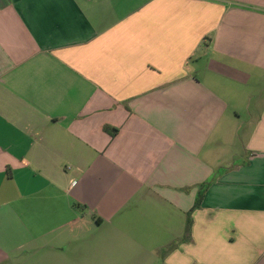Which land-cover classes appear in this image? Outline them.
I'll list each match as a JSON object with an SVG mask.
<instances>
[{"label": "crops", "instance_id": "0c3cea01", "mask_svg": "<svg viewBox=\"0 0 264 264\" xmlns=\"http://www.w3.org/2000/svg\"><path fill=\"white\" fill-rule=\"evenodd\" d=\"M87 231L264 264V0H0V264Z\"/></svg>", "mask_w": 264, "mask_h": 264}, {"label": "rangeland", "instance_id": "374dc122", "mask_svg": "<svg viewBox=\"0 0 264 264\" xmlns=\"http://www.w3.org/2000/svg\"><path fill=\"white\" fill-rule=\"evenodd\" d=\"M248 110L243 108V116H248ZM87 238L79 239L77 251L74 255L71 251L65 254H58L54 257L48 256L46 253L43 257H39L36 262L28 264H137L139 256L134 254L120 255V248H134V240L132 239H114L111 236L97 238V233L87 231ZM107 236V235H106ZM104 239V240H103ZM108 249V254H102L101 249ZM115 248V249H114ZM114 249V250H113ZM113 250V251H112Z\"/></svg>", "mask_w": 264, "mask_h": 264}, {"label": "trees", "instance_id": "16d2710c", "mask_svg": "<svg viewBox=\"0 0 264 264\" xmlns=\"http://www.w3.org/2000/svg\"><path fill=\"white\" fill-rule=\"evenodd\" d=\"M105 131L110 132V129L108 127H105ZM211 184H212V180L201 185L197 201H196L195 206L193 207L192 211H194L200 207L201 202L204 198V195H205L206 191L209 189V187L211 186ZM191 228H192V220H191V212H190L188 220H187V226H186L185 236H184L183 240H188L191 238Z\"/></svg>", "mask_w": 264, "mask_h": 264}]
</instances>
